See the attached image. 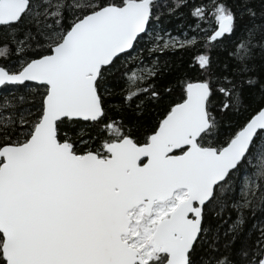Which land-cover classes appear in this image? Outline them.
I'll return each mask as SVG.
<instances>
[{
  "label": "snow or ice",
  "instance_id": "6c2138e0",
  "mask_svg": "<svg viewBox=\"0 0 264 264\" xmlns=\"http://www.w3.org/2000/svg\"><path fill=\"white\" fill-rule=\"evenodd\" d=\"M258 214L264 0H0V264H264Z\"/></svg>",
  "mask_w": 264,
  "mask_h": 264
},
{
  "label": "trees",
  "instance_id": "16d2710c",
  "mask_svg": "<svg viewBox=\"0 0 264 264\" xmlns=\"http://www.w3.org/2000/svg\"><path fill=\"white\" fill-rule=\"evenodd\" d=\"M169 2H171V0H169ZM189 9L185 8L183 9V13L185 16H187ZM179 21L173 19L171 20V22L166 21L165 22V27L168 28L169 30H171L173 33L176 32L177 30V26H178ZM231 44H226L224 47H222L220 50H218V54L220 56L221 59H225L227 57V52L225 51L226 48H230ZM199 51H201V49H197L194 47H189L187 50H181L178 53H174V54H169L166 59L169 61L170 64H182L184 67H187L189 64L191 63H195V58L198 55ZM191 75L193 76V78L196 76V73H191ZM113 115H115V113H113ZM258 218H264L259 216L258 214ZM249 226H251L252 224V220H249Z\"/></svg>",
  "mask_w": 264,
  "mask_h": 264
}]
</instances>
